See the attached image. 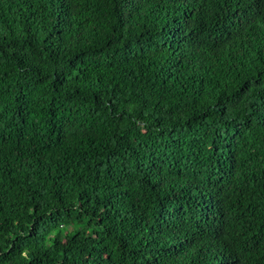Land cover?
<instances>
[{"label":"trees","instance_id":"trees-1","mask_svg":"<svg viewBox=\"0 0 264 264\" xmlns=\"http://www.w3.org/2000/svg\"><path fill=\"white\" fill-rule=\"evenodd\" d=\"M0 264H264V0H0Z\"/></svg>","mask_w":264,"mask_h":264}]
</instances>
